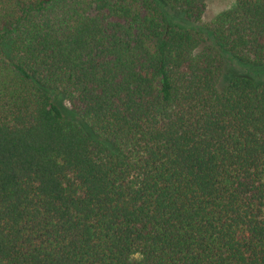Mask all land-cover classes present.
I'll return each instance as SVG.
<instances>
[{
    "label": "trees",
    "instance_id": "16d2710c",
    "mask_svg": "<svg viewBox=\"0 0 264 264\" xmlns=\"http://www.w3.org/2000/svg\"><path fill=\"white\" fill-rule=\"evenodd\" d=\"M0 0V264H264V0Z\"/></svg>",
    "mask_w": 264,
    "mask_h": 264
},
{
    "label": "rangeland",
    "instance_id": "374dc122",
    "mask_svg": "<svg viewBox=\"0 0 264 264\" xmlns=\"http://www.w3.org/2000/svg\"><path fill=\"white\" fill-rule=\"evenodd\" d=\"M207 6L203 16V22L212 21L220 12L232 6L235 0H206Z\"/></svg>",
    "mask_w": 264,
    "mask_h": 264
}]
</instances>
